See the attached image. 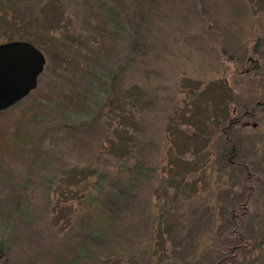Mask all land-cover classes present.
<instances>
[{"label": "rangeland", "instance_id": "1", "mask_svg": "<svg viewBox=\"0 0 264 264\" xmlns=\"http://www.w3.org/2000/svg\"><path fill=\"white\" fill-rule=\"evenodd\" d=\"M105 1L124 26L111 58H95L100 17L88 0H16L0 28V42L30 35L59 50V37L80 33L83 52L115 73L110 105L118 92L143 99L138 153L152 178L125 205L116 236L92 245L114 248L119 264H264V76L245 67L264 63V0ZM13 13L38 18L12 25ZM59 69L38 85L66 89L75 67ZM256 101L254 126L226 130L228 161L219 126ZM89 121L49 122L17 154L0 143V264H62L78 251L71 241L90 224L87 167L113 155L108 124Z\"/></svg>", "mask_w": 264, "mask_h": 264}, {"label": "trees", "instance_id": "2", "mask_svg": "<svg viewBox=\"0 0 264 264\" xmlns=\"http://www.w3.org/2000/svg\"><path fill=\"white\" fill-rule=\"evenodd\" d=\"M88 1L94 13L100 17V23L97 25L100 45L95 52V58L100 55L102 59L105 56L111 58L120 46L124 33L122 14L117 7L109 5L105 0ZM15 3L16 0H0V28L3 29L7 22L1 16V11L7 6L13 7ZM36 18L38 17L26 22L27 18L21 20L22 17L18 13H13L11 23L19 26L23 21L27 23L24 25L27 27L34 23ZM24 38L36 44L45 55L44 69L38 78L46 72L55 73L59 68L58 73L64 74V71L74 70V67L75 72L67 73V77L64 76L67 83L66 89L37 84L28 95L8 108L0 110V115H2L0 117V143L5 146L7 152L17 154L34 142L41 126L53 121L64 122L80 114L90 119L88 125H92L97 120L108 124L107 141L111 146L106 150L113 155L100 165L94 163L91 168L87 167L91 177L85 182L88 186L84 191L83 201L89 208L90 224L88 230L84 232V240L71 241V246L76 247L78 251L72 258H66L62 264L77 262L86 264V259L89 260V264H106L107 260L109 264H119L121 256L115 255L114 248L104 251L93 246L92 243L93 240L108 241L116 236L114 225L116 221L120 223L119 217H122L125 205L134 201L139 194V189L143 188L152 178L153 167L147 164L138 153L146 138L142 117L143 99L134 92L123 93L124 95L118 92L116 96L118 107L110 105L109 98L114 91L111 80L115 78V73L112 66L100 67L99 59L95 61V58H89L83 52L80 46V33L75 35L68 32L62 38L59 37L62 46L60 50L55 47L53 49L41 47L30 35ZM254 49L255 47L252 51ZM245 67L264 76V63L253 66L249 62ZM262 88L264 90V85ZM258 105L256 101L250 110L243 109L238 117L228 115L226 124L219 126V138L230 143L228 161L229 156H232L235 150L231 141L227 140L226 130L237 124L242 127L249 124L254 126L255 122L251 123L247 118L255 114ZM137 114L138 119H136ZM231 162L235 161L231 160ZM172 165L173 163L170 167ZM1 251L0 243V253Z\"/></svg>", "mask_w": 264, "mask_h": 264}, {"label": "water", "instance_id": "3", "mask_svg": "<svg viewBox=\"0 0 264 264\" xmlns=\"http://www.w3.org/2000/svg\"><path fill=\"white\" fill-rule=\"evenodd\" d=\"M45 62L42 50L30 40L0 42V110L13 105L37 86Z\"/></svg>", "mask_w": 264, "mask_h": 264}]
</instances>
